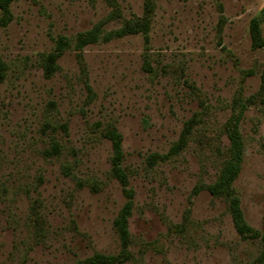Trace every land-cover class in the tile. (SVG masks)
Wrapping results in <instances>:
<instances>
[{
  "label": "rangeland",
  "instance_id": "1",
  "mask_svg": "<svg viewBox=\"0 0 264 264\" xmlns=\"http://www.w3.org/2000/svg\"><path fill=\"white\" fill-rule=\"evenodd\" d=\"M154 3L148 40L103 39L143 17L145 0H16L0 11V264L118 256L115 221L129 201L123 264H264V48L252 35L257 20L264 40V0ZM96 26L101 39L78 49ZM62 37L70 45L48 76ZM236 100L244 158L233 187L256 240L208 190L230 155ZM114 132L126 184L113 174Z\"/></svg>",
  "mask_w": 264,
  "mask_h": 264
},
{
  "label": "trees",
  "instance_id": "2",
  "mask_svg": "<svg viewBox=\"0 0 264 264\" xmlns=\"http://www.w3.org/2000/svg\"><path fill=\"white\" fill-rule=\"evenodd\" d=\"M16 0H0V11H3L8 15L10 13V5ZM155 0H145V13L143 17H137L130 21H127L125 25L116 30L109 32L104 35V40L110 41L113 38H121L127 35L143 33L148 40V33L150 27L151 15L154 13ZM259 22L254 20L252 24V35L254 39V46L257 48H264V40L261 36V31L259 28ZM101 39V28L100 26L94 27L90 31L80 33L77 38V48L82 49L90 44L97 43ZM70 45L69 39L62 37L58 40L57 46L54 52L47 55L44 59L45 63V73L50 76L57 68L56 62ZM6 73V65L0 59V83L3 82ZM236 107L233 114L226 125V133L228 134L231 146L229 149V158L225 162L222 172L217 180V182L208 187V190L214 196H222L230 201V210L232 213V218L234 226L240 236L244 240H256L259 239L261 234L253 229L245 220L244 213L241 208L240 199L237 196L233 183L238 177L241 170V164L244 158V144L241 132L239 130L240 119L242 117V111L239 107H242L239 100H236ZM192 121L188 122L185 126L181 140L172 148L171 153L176 154L184 148L186 143V135L190 132L192 128ZM111 139L113 141V146L115 150L114 156V168L113 174L122 183H127V176L121 166L122 153H121V143L122 136L117 132L112 133ZM56 150V149H55ZM167 157V156H166ZM160 158L154 155L150 158L151 162L154 163L155 159ZM163 158V157H161ZM131 196V192H126ZM132 202L129 201L123 208L121 214L115 221L121 242H122V252L118 256H104L97 255L91 261L92 264H123L131 260L132 255L128 250L130 246V234L128 230V217L131 214ZM264 240V237H262Z\"/></svg>",
  "mask_w": 264,
  "mask_h": 264
}]
</instances>
